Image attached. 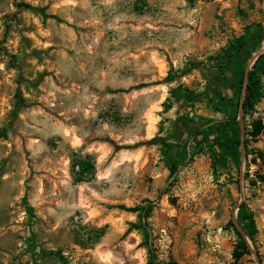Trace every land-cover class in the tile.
Returning a JSON list of instances; mask_svg holds the SVG:
<instances>
[{"label": "rangeland", "instance_id": "1", "mask_svg": "<svg viewBox=\"0 0 264 264\" xmlns=\"http://www.w3.org/2000/svg\"><path fill=\"white\" fill-rule=\"evenodd\" d=\"M253 24L264 0H0V264H264V72L254 111L237 108L240 167L204 135L236 97L225 49ZM263 52L264 35L245 72ZM119 205L150 206L148 237Z\"/></svg>", "mask_w": 264, "mask_h": 264}, {"label": "trees", "instance_id": "2", "mask_svg": "<svg viewBox=\"0 0 264 264\" xmlns=\"http://www.w3.org/2000/svg\"><path fill=\"white\" fill-rule=\"evenodd\" d=\"M15 5L18 7L36 8L33 5H30L29 3L21 1L15 2ZM250 33V37H244L242 40H238L237 43L231 45L229 49H225V57L229 62H233L235 67L234 72L237 77V90L235 95L236 97L226 98L221 96L219 98L218 110L223 111L227 118L210 125L209 130L204 132L206 138H208L209 134H214L212 141L213 144L218 148V150H213V154L217 156V160L222 163H225L229 158L237 168L240 167L241 157V130L239 122L236 119L237 108L238 106H241L245 114L252 113V111H254L255 109L256 104L260 101L261 97L263 96V90L261 88L259 74L264 72V52L257 57L251 69L247 73L245 72L246 63H244L243 65V61L244 59L247 60V57L250 54V47H252V49L260 47L261 42L263 41L264 27H262L260 24H253L250 29ZM173 79L174 76L169 70L163 80L172 81ZM243 88H245V95L241 97V92ZM188 93H190V91L187 90L186 87H183L181 85L173 87L170 91L169 96L166 98L164 104L166 105V107L169 108L174 101H179L182 97L188 96ZM15 96L16 100L13 112L14 117L17 116L19 107L24 104V99L19 89L17 90ZM250 126L251 127L245 132L249 136L257 137L263 131V123L260 118L252 119ZM247 140L248 139H245V144ZM151 141L162 142L163 146L165 147L167 166L169 167L170 172L174 173L176 169V161H172L170 159L169 150L175 145L164 142L161 137H153ZM75 164L80 167V175H82L84 170H91L93 168L92 165H89L83 160H78ZM87 166L89 167L87 168ZM1 174L2 172H0V176ZM81 180V178L76 179V181ZM24 205L27 209V212L31 214L33 210L32 206L29 205L26 200H24ZM119 207L125 209L126 211L137 213L139 224L136 222H131L128 230L132 228L142 229L144 232V237H148L147 229L144 226L145 223L142 220L146 219L149 216L150 206L119 205ZM238 222L243 230V233L238 232V235L243 245L247 249L248 246L245 240V236L249 237L251 240L254 241L257 234V228L252 211L247 209L244 204H241L239 206ZM55 254L60 259H63V256L60 253L55 252Z\"/></svg>", "mask_w": 264, "mask_h": 264}, {"label": "water", "instance_id": "3", "mask_svg": "<svg viewBox=\"0 0 264 264\" xmlns=\"http://www.w3.org/2000/svg\"><path fill=\"white\" fill-rule=\"evenodd\" d=\"M247 73V72H246Z\"/></svg>", "mask_w": 264, "mask_h": 264}]
</instances>
